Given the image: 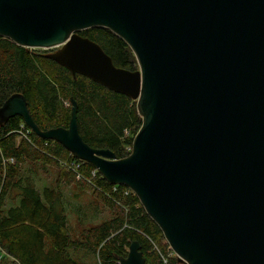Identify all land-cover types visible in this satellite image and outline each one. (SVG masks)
I'll list each match as a JSON object with an SVG mask.
<instances>
[{
    "label": "water",
    "instance_id": "obj_1",
    "mask_svg": "<svg viewBox=\"0 0 264 264\" xmlns=\"http://www.w3.org/2000/svg\"><path fill=\"white\" fill-rule=\"evenodd\" d=\"M122 39L138 69L117 67L82 31ZM0 37L137 104L123 158L86 143L71 98L67 128L42 130L11 95L0 127L23 118L108 183L125 186L183 264H264V0H0ZM119 264H146L131 243Z\"/></svg>",
    "mask_w": 264,
    "mask_h": 264
},
{
    "label": "trees",
    "instance_id": "obj_2",
    "mask_svg": "<svg viewBox=\"0 0 264 264\" xmlns=\"http://www.w3.org/2000/svg\"><path fill=\"white\" fill-rule=\"evenodd\" d=\"M80 34L98 43L117 67L138 69L131 49L109 30ZM47 54L0 37V107L11 95L23 94L34 120L46 131L69 126L74 98L84 141L95 149H110L118 158L128 156L142 126L136 102L84 76L74 78ZM63 161L81 166L72 170ZM27 162L59 168L60 183L92 190L115 216L73 237L60 188L36 187L33 178L22 175ZM10 202L17 204L6 210ZM134 241L142 245L146 264H164L160 252L172 254L168 264H182L130 189L111 185L59 143L36 136L19 116L0 127V248L6 253L0 263L8 257L18 264H82L77 255L84 252L95 257L94 264H119Z\"/></svg>",
    "mask_w": 264,
    "mask_h": 264
},
{
    "label": "rangeland",
    "instance_id": "obj_3",
    "mask_svg": "<svg viewBox=\"0 0 264 264\" xmlns=\"http://www.w3.org/2000/svg\"><path fill=\"white\" fill-rule=\"evenodd\" d=\"M42 53H51L53 50L40 49ZM22 175L30 176L35 180L36 187L43 189L45 186L57 187L63 194L66 205L69 231L73 237H80L85 229H89L112 219L115 213L109 210L100 200L97 193L81 186H69L60 183L61 172L54 166H43L41 163L27 162L22 166ZM17 202L8 203L9 206ZM164 245L168 244L165 240ZM169 245V244H168ZM79 262L94 264L95 257L89 253L80 252L77 255ZM0 264H18L12 258L4 257ZM183 264V263H182Z\"/></svg>",
    "mask_w": 264,
    "mask_h": 264
},
{
    "label": "built area",
    "instance_id": "obj_4",
    "mask_svg": "<svg viewBox=\"0 0 264 264\" xmlns=\"http://www.w3.org/2000/svg\"><path fill=\"white\" fill-rule=\"evenodd\" d=\"M66 105H68L69 106V103H66ZM130 150V149H129ZM62 164L64 165V166H67V167H70V169H72V170H77L80 166H81V164L80 163H75V162H73V163H71L70 161L68 162V161H63L62 162ZM80 176V175H79ZM78 176V177H79ZM93 176L95 177L96 176V171H94L93 172ZM131 191V190H130ZM132 192V191H131ZM133 193V192H132ZM127 194H129V192L127 193ZM134 194V193H133ZM156 248V247H155ZM157 249V248H156ZM171 249V248H170ZM172 250V249H171ZM0 251H1V253H0V260H2V257H3V255L4 254H6L1 248H0ZM173 254H175L174 252H173ZM160 255H161V257H162V260H163V262H164V264H168V258L170 257V256H172V254L169 256V257H167V256H165V255H162L161 254V252H160ZM176 255V254H175Z\"/></svg>",
    "mask_w": 264,
    "mask_h": 264
},
{
    "label": "bare ground",
    "instance_id": "obj_5",
    "mask_svg": "<svg viewBox=\"0 0 264 264\" xmlns=\"http://www.w3.org/2000/svg\"><path fill=\"white\" fill-rule=\"evenodd\" d=\"M124 187V186H123Z\"/></svg>",
    "mask_w": 264,
    "mask_h": 264
}]
</instances>
